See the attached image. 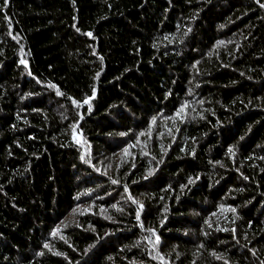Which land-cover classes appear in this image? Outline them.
<instances>
[{"label": "trees", "instance_id": "16d2710c", "mask_svg": "<svg viewBox=\"0 0 264 264\" xmlns=\"http://www.w3.org/2000/svg\"><path fill=\"white\" fill-rule=\"evenodd\" d=\"M0 264H264V0H0Z\"/></svg>", "mask_w": 264, "mask_h": 264}, {"label": "rangeland", "instance_id": "374dc122", "mask_svg": "<svg viewBox=\"0 0 264 264\" xmlns=\"http://www.w3.org/2000/svg\"><path fill=\"white\" fill-rule=\"evenodd\" d=\"M76 212H78V210H77ZM59 226H60V225H59Z\"/></svg>", "mask_w": 264, "mask_h": 264}, {"label": "snow or ice", "instance_id": "6c2138e0", "mask_svg": "<svg viewBox=\"0 0 264 264\" xmlns=\"http://www.w3.org/2000/svg\"><path fill=\"white\" fill-rule=\"evenodd\" d=\"M90 35V34H89Z\"/></svg>", "mask_w": 264, "mask_h": 264}]
</instances>
